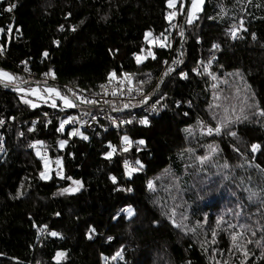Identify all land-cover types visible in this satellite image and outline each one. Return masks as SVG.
<instances>
[{
  "label": "trees",
  "instance_id": "1",
  "mask_svg": "<svg viewBox=\"0 0 264 264\" xmlns=\"http://www.w3.org/2000/svg\"><path fill=\"white\" fill-rule=\"evenodd\" d=\"M202 3L169 55L154 46L169 0H0V61L12 72L23 61L95 91L127 75L145 88L165 66L171 103L128 127L137 146L108 157L117 131L68 137L54 118L32 122L58 105H31L0 80V119H13L0 155V264H264V0ZM36 143L62 156V176L42 177ZM122 158L135 163L128 195L117 188ZM123 203L132 215L113 220Z\"/></svg>",
  "mask_w": 264,
  "mask_h": 264
},
{
  "label": "built area",
  "instance_id": "2",
  "mask_svg": "<svg viewBox=\"0 0 264 264\" xmlns=\"http://www.w3.org/2000/svg\"><path fill=\"white\" fill-rule=\"evenodd\" d=\"M185 0H176L174 5L169 8V20L161 31L155 36L154 46L161 50H167L170 54L174 44L178 41L182 33V19L184 15ZM0 57L5 59L6 55L0 50ZM204 63V62H203ZM14 69L25 78L35 79L39 82L52 84V86L62 87L73 99L70 107L64 104L58 105L56 109L44 111L41 115L35 114L30 117L32 122L45 120L50 118L58 120L64 126H69L68 130H74V134L79 130L82 132H93L96 136L112 132H118L115 143L108 146L104 154L111 157L112 153L120 155L126 148L132 145H138L132 138L127 137L125 140L124 134L128 127L132 124L141 123L147 116L160 115L168 110L167 100L163 91V80L161 75L165 73L166 67L158 72V75L152 81L150 86L145 88H136L132 83V75L115 78L110 80H101L96 84V90L82 89L79 84L66 83V81L58 80L52 77L50 69L38 73L30 65L23 61H18L14 65ZM187 68L182 69L179 74H185ZM196 70V67L192 68ZM74 96V98H73ZM13 121L12 118L0 119V155L3 154L5 145L4 129ZM126 136V135H125ZM30 147V146H29ZM111 153V155H109ZM123 170V180L118 182L117 188L128 195L133 192V185L128 182L127 175L134 168L133 160H120ZM56 177L64 174L63 165L53 168ZM131 209L129 204L123 203L114 212V219L119 214L128 215V210Z\"/></svg>",
  "mask_w": 264,
  "mask_h": 264
},
{
  "label": "rangeland",
  "instance_id": "3",
  "mask_svg": "<svg viewBox=\"0 0 264 264\" xmlns=\"http://www.w3.org/2000/svg\"><path fill=\"white\" fill-rule=\"evenodd\" d=\"M176 2V0H174L171 5H174V3ZM202 4H199V10H196L193 7V0L190 2L189 5V9H188V15L186 16L187 19L189 20H193L197 14V12L201 11L202 9ZM153 43V39H150L148 42V46H151V44ZM151 50V49H150ZM0 72H6L9 74V76L12 77L11 80L6 79L3 76H0V80L11 83L12 85H17L19 88V91H22L24 93V99L27 100L28 102H30L31 105L34 104H40L42 102H45L46 104H50V105H60V104H64L67 107H70V105L72 104L71 102H73L72 97L68 94L65 90H63L62 87H59L57 85L52 86V84H46L45 82H28L27 85H23L22 82L25 81V79L21 78V74L14 71L12 72L8 67H6L5 65H1V61H0ZM31 81V79H29ZM26 82V81H25ZM152 83V82H151ZM22 84V85H21ZM151 85V84H150ZM164 87V85H162ZM74 98V96H73ZM67 101V102H66ZM70 102V103H68ZM168 104V110L171 107V103H169V101H167ZM219 131L221 132V127H218ZM68 137H71L74 134V130H68L67 131ZM81 135L84 136L86 133L85 131L82 132V130H79L75 133V135ZM66 138H62L59 143H58V147L59 149H63L64 148V143H66ZM34 147L35 152L41 156L42 159V166H43V171L40 172L42 177L48 178L51 176L52 174V169L55 167H58V165H63V160H62V156L60 154H58L57 157H51L47 152H43V148L41 147V145L39 144H33L32 145ZM101 261L103 263H105V258L101 257ZM110 261V257L108 258V262Z\"/></svg>",
  "mask_w": 264,
  "mask_h": 264
},
{
  "label": "snow or ice",
  "instance_id": "4",
  "mask_svg": "<svg viewBox=\"0 0 264 264\" xmlns=\"http://www.w3.org/2000/svg\"><path fill=\"white\" fill-rule=\"evenodd\" d=\"M171 2H172V0H169L170 6H171ZM202 2H203V0H193V7H194L196 10H199V4L202 3ZM13 7H14V5H13ZM7 10H8V11H11V7L8 8ZM234 34H235V33H234ZM45 55H47V53H45ZM137 62H140V58H139V57H137ZM170 70H171V69H170ZM0 76H3V77H5L6 79H9V80L12 79V77L9 76V74L6 73V72H0ZM66 102H67V101H66ZM68 103H70V102H68ZM141 123H145V124H146V123H147V120L141 121ZM209 131H212V130L210 129ZM216 131H219V129H216ZM232 135H235V133H232ZM124 139L127 140L128 138L125 137ZM140 143H143V141H140ZM257 147H258L257 145H253V149H254V150H255ZM109 155H111V153H109ZM133 171H135V169H133ZM113 180H115V177H113ZM77 183H79V182H77ZM149 186L151 187V185H149ZM65 191H68V190L65 189ZM128 214H129V215H132L131 209L128 210ZM52 235H57V233L53 232ZM233 239L235 240V237H233ZM58 255H62V253H61V254H58ZM117 255H119V253H117Z\"/></svg>",
  "mask_w": 264,
  "mask_h": 264
},
{
  "label": "water",
  "instance_id": "5",
  "mask_svg": "<svg viewBox=\"0 0 264 264\" xmlns=\"http://www.w3.org/2000/svg\"><path fill=\"white\" fill-rule=\"evenodd\" d=\"M188 15V9L184 12V15L182 16L183 17V19H182V23H181V27H182V29L184 28V26H185V23H186V20H187V16ZM2 83H4V84H9V85H11V83H8V82H5V81H3ZM23 83H28V82H22V84ZM21 84V85H22ZM46 84H49V83H46ZM11 86H14V85H11Z\"/></svg>",
  "mask_w": 264,
  "mask_h": 264
},
{
  "label": "bare ground",
  "instance_id": "6",
  "mask_svg": "<svg viewBox=\"0 0 264 264\" xmlns=\"http://www.w3.org/2000/svg\"><path fill=\"white\" fill-rule=\"evenodd\" d=\"M169 15V14H168ZM177 43V42H176ZM175 46H176V44H174V47H173V49H172V52H173V50L175 49ZM171 54V53H170ZM169 54V55H170ZM172 55V54H171ZM167 59V58H166ZM204 62V63H203ZM206 62H207V60H205V58L204 59H200L199 60V62L196 64V65H193V66H191V68H189L190 70L192 69V68H194V67H196V69H197V67L198 66H200L201 64L202 65H205L206 64ZM208 64V63H207ZM188 69V68H187ZM179 74V73H178Z\"/></svg>",
  "mask_w": 264,
  "mask_h": 264
}]
</instances>
